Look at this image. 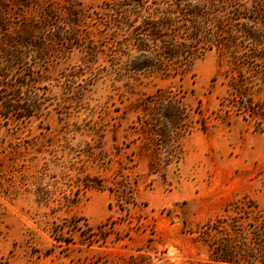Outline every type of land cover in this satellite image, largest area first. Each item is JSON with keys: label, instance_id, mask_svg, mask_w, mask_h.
<instances>
[{"label": "rangeland", "instance_id": "obj_1", "mask_svg": "<svg viewBox=\"0 0 264 264\" xmlns=\"http://www.w3.org/2000/svg\"><path fill=\"white\" fill-rule=\"evenodd\" d=\"M115 1L0 0V38L22 42V62L12 61L29 86L22 102L42 104L30 120L0 117V264H215L205 224L244 199L264 223V92L250 91L247 115L228 85L251 76L234 68L240 59L211 50L182 78L115 81L107 55L89 66L60 42L36 54L42 11ZM216 1L235 3L227 32L254 56L240 29L259 26L252 11L264 0ZM9 97L0 85V104ZM252 224V264H264V232Z\"/></svg>", "mask_w": 264, "mask_h": 264}, {"label": "trees", "instance_id": "obj_2", "mask_svg": "<svg viewBox=\"0 0 264 264\" xmlns=\"http://www.w3.org/2000/svg\"><path fill=\"white\" fill-rule=\"evenodd\" d=\"M228 6L234 8L235 3L230 1L223 7L216 0H118L113 5L105 4L99 11L76 6L50 8L41 12L37 26L32 24L39 41L34 48L39 57H45L44 46L55 49L54 43L60 42L70 49L76 48L89 66L98 55H107L111 70L117 75L115 81L138 74L182 78L204 53L217 50L233 61L240 59V65L233 62L239 75L250 72L249 80L240 79L228 85L242 110L251 115L250 91L256 87L255 91L264 92V11L256 4L251 21L259 26L246 23L240 29L252 40L254 56H250L247 51L241 53L239 45L229 37ZM82 26H93L97 32L83 36ZM93 37L107 39L106 44L98 48ZM21 46L22 42L0 38V55L8 59L0 66V85L10 96L0 104V117L6 123L30 120L42 111L41 103L22 102L21 90L29 87L27 78L15 77L12 72V61L22 62ZM263 122L264 118L255 124V131H261ZM259 218L256 206L244 199L226 209L224 216L205 224L199 237L209 246L211 260L215 264H252L255 250L246 240L244 226L253 221L254 230L264 232Z\"/></svg>", "mask_w": 264, "mask_h": 264}]
</instances>
